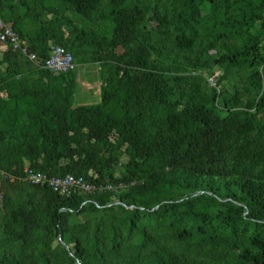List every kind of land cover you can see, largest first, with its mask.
<instances>
[{
  "label": "trees",
  "instance_id": "trees-1",
  "mask_svg": "<svg viewBox=\"0 0 264 264\" xmlns=\"http://www.w3.org/2000/svg\"><path fill=\"white\" fill-rule=\"evenodd\" d=\"M0 16L22 40L0 48V264H264V0H0ZM51 45L72 69L43 66ZM80 65L95 102H77ZM26 169L117 189L64 196Z\"/></svg>",
  "mask_w": 264,
  "mask_h": 264
},
{
  "label": "built area",
  "instance_id": "built-area-1",
  "mask_svg": "<svg viewBox=\"0 0 264 264\" xmlns=\"http://www.w3.org/2000/svg\"><path fill=\"white\" fill-rule=\"evenodd\" d=\"M0 43L9 44L13 48H19L22 45V40L11 22H5L0 16ZM30 57L35 58L34 54ZM43 66L54 74L68 71L74 67L72 54L60 45H51L49 57L44 61ZM221 75L220 71L216 70L210 77V85H216L217 78ZM27 180L33 183H47L53 190L64 196H72L77 193H92L95 191H103L117 189L112 183H91L84 180L83 177H78L72 174L64 176H48L44 172L26 169ZM119 187H125V183L121 182Z\"/></svg>",
  "mask_w": 264,
  "mask_h": 264
},
{
  "label": "crops",
  "instance_id": "crops-1",
  "mask_svg": "<svg viewBox=\"0 0 264 264\" xmlns=\"http://www.w3.org/2000/svg\"><path fill=\"white\" fill-rule=\"evenodd\" d=\"M1 46H4L3 44L1 45L0 43V48ZM2 49V48H1ZM82 66V65H81ZM83 66H88V65H83ZM92 66L91 70L95 68V65H89ZM97 71V68H95ZM91 72V71H90ZM95 72L89 73L88 71H77L76 74V81L79 83L80 86V93L77 95V102L82 101L85 103H90L93 100H97L100 94V88H101V82L97 78H94Z\"/></svg>",
  "mask_w": 264,
  "mask_h": 264
},
{
  "label": "rangeland",
  "instance_id": "rangeland-1",
  "mask_svg": "<svg viewBox=\"0 0 264 264\" xmlns=\"http://www.w3.org/2000/svg\"><path fill=\"white\" fill-rule=\"evenodd\" d=\"M91 67H92V66H89V65H88V66H83V65L81 66V65H80V66H78L77 69H78L79 71H81V70H83V71H88V70H89V73L96 72V69H95L96 67L93 68V70H91V69H92ZM90 71H91V72H90ZM97 82H98V80H97ZM98 98H99V97H98ZM98 98H97V100H98ZM95 101H96V100H93V101H91V102H95Z\"/></svg>",
  "mask_w": 264,
  "mask_h": 264
}]
</instances>
